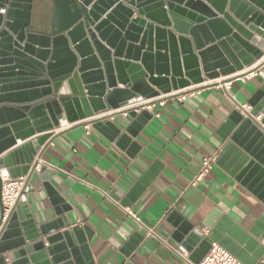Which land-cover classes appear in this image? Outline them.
Segmentation results:
<instances>
[{"label": "water", "instance_id": "1", "mask_svg": "<svg viewBox=\"0 0 264 264\" xmlns=\"http://www.w3.org/2000/svg\"><path fill=\"white\" fill-rule=\"evenodd\" d=\"M50 3L51 13L36 29L35 0H0V156L17 141L37 137L0 159V264H95L93 232L80 226L63 231L69 208L50 184L54 173L41 164L44 152L65 122L87 123L111 142L137 139L152 120V103L192 88L253 77L251 111L238 106L222 126L226 146L216 164L243 169L237 180L264 205V63L244 72L264 57V0ZM120 115L130 123L124 130L109 121ZM3 172L25 178L29 190L40 184L57 220L38 226L26 202H18L2 226ZM147 185L137 184L125 204L137 201ZM176 216L192 264H200L213 243L242 264L263 256L258 246L250 259L243 247L264 241V218L241 233L224 218L204 234ZM145 237L141 231L131 241L137 246Z\"/></svg>", "mask_w": 264, "mask_h": 264}, {"label": "crops", "instance_id": "2", "mask_svg": "<svg viewBox=\"0 0 264 264\" xmlns=\"http://www.w3.org/2000/svg\"><path fill=\"white\" fill-rule=\"evenodd\" d=\"M36 13L35 6L37 20ZM37 23L36 29H41V20ZM263 63L264 57L244 72ZM256 89L249 76L231 82L229 88H204L185 102L162 96L157 100H165V106L147 109L152 120L129 142H122V137L111 142L84 122L65 127L41 159L54 173L50 184L69 208L64 214L69 226L63 231L80 226L93 232L89 247L95 264H185L176 252L182 247V235L177 219L171 218L174 212L204 234L224 218L240 233L248 232L264 218V205L237 180L243 169L230 162L215 164L197 187L191 182L206 158L221 154L226 146L220 135L222 126L238 106L251 111L248 100ZM261 119L262 115L256 118ZM109 121L120 130L130 124L125 115ZM35 138L17 141L0 159ZM144 180H148L145 191L132 205H126L127 197ZM24 200L38 226L57 220L40 184L26 192ZM4 207L2 226L11 211ZM126 208L142 226L127 215ZM141 231L146 237L136 246L131 240ZM258 246L264 252V241L243 247L248 258H256ZM5 262L11 264L12 260ZM256 264H264V253Z\"/></svg>", "mask_w": 264, "mask_h": 264}, {"label": "built area", "instance_id": "3", "mask_svg": "<svg viewBox=\"0 0 264 264\" xmlns=\"http://www.w3.org/2000/svg\"><path fill=\"white\" fill-rule=\"evenodd\" d=\"M231 83H227L220 87H230ZM204 88H192L187 91V93L182 94H173L168 99L178 100L180 102H185L188 98L194 97L196 94L200 93ZM166 104L165 100H158L156 103H152L147 109H154L157 105L164 107ZM245 110L246 106H243ZM159 117V115H157ZM65 122V125L62 127L63 130L65 127H69ZM216 157L206 158L203 161L202 168L199 173L195 176L194 180L191 182L192 187H197L198 184L208 175L210 174L213 166L216 164ZM38 172L40 168L38 167ZM3 188H2V196H3V204L4 206L12 209L18 202H25L24 196L25 193L29 191V186L25 178H20L17 180L11 179L8 175L2 177ZM125 212L128 216L134 218L140 226L142 223L139 219H137L136 215L133 213L131 209L126 208ZM153 233V232H151ZM177 254L184 260V262L188 264H192L189 261V253L183 248L180 247L179 250L176 251ZM200 264H242L238 261L233 255H231L228 251L223 249L218 243H213L209 254L205 257V259Z\"/></svg>", "mask_w": 264, "mask_h": 264}, {"label": "rangeland", "instance_id": "4", "mask_svg": "<svg viewBox=\"0 0 264 264\" xmlns=\"http://www.w3.org/2000/svg\"><path fill=\"white\" fill-rule=\"evenodd\" d=\"M36 8H37V13H36V18L37 20H41L40 17L44 15V13L47 11V5H46V0H37L36 1ZM37 20H35L36 25ZM42 25V22L40 23Z\"/></svg>", "mask_w": 264, "mask_h": 264}, {"label": "flooded vegetation", "instance_id": "5", "mask_svg": "<svg viewBox=\"0 0 264 264\" xmlns=\"http://www.w3.org/2000/svg\"><path fill=\"white\" fill-rule=\"evenodd\" d=\"M36 1L37 0H35V6H36ZM46 5H47V11L44 13V15L48 14V12L51 13V3H50V0H46Z\"/></svg>", "mask_w": 264, "mask_h": 264}]
</instances>
